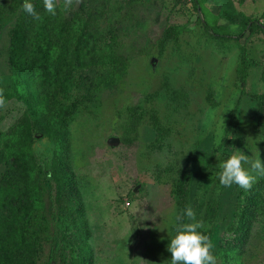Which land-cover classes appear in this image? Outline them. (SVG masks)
<instances>
[{"label": "trees", "instance_id": "16d2710c", "mask_svg": "<svg viewBox=\"0 0 264 264\" xmlns=\"http://www.w3.org/2000/svg\"><path fill=\"white\" fill-rule=\"evenodd\" d=\"M154 1L79 0L76 6L73 0H56L53 16L45 11L43 0H32L39 19L23 11V0L0 2V34L6 30L9 36L5 55L10 83L3 91L4 99L15 97L28 104L7 129H0V264H51L57 257V264H96L79 197L81 186L76 181L73 131L80 126L84 134L87 131L91 136L93 129L102 124L91 125L88 119H101L97 113L103 109L102 92L117 86L125 72L128 74L141 44L137 37L145 35L150 18L147 12ZM188 1L201 25V34L186 24L168 25L157 39L162 48L170 42L179 43L185 32L196 35L206 47L212 43L238 46L246 30L257 29L264 37V21L242 15L239 32L232 33L205 19L201 0ZM164 2L173 6L180 0H161ZM148 43L146 50L151 48ZM180 55L185 64L192 66L187 53L181 51ZM248 64L247 51L241 47L237 89L246 83ZM255 97L257 122L252 132L262 142L258 154L264 162V90ZM150 112L156 111L144 103L129 102L115 109L120 125L128 123L120 133L121 140L125 141L130 125L141 123ZM153 119L155 135L145 144L150 152L171 146L170 128L156 116ZM35 131L55 146L46 170L37 164L33 152ZM248 132L245 125L227 121L221 137L240 149L248 144ZM98 138L90 137V141ZM217 150L227 152L224 141L210 150L195 188L191 187L192 155L188 162L186 157L185 167L182 159L160 170L156 165L155 180L169 184L175 216L187 209L194 212V220L183 215L181 222L202 221L204 225L226 207L225 234L212 249L216 264H264L261 257L253 262L264 248V176L253 173L255 179L248 189L236 184L222 186L218 164L226 158ZM256 158L257 152L253 161ZM53 224L62 226L61 237L52 232ZM170 231L174 235L173 227ZM202 231L209 236L208 229ZM49 241L58 245L44 259V244Z\"/></svg>", "mask_w": 264, "mask_h": 264}, {"label": "rangeland", "instance_id": "374dc122", "mask_svg": "<svg viewBox=\"0 0 264 264\" xmlns=\"http://www.w3.org/2000/svg\"><path fill=\"white\" fill-rule=\"evenodd\" d=\"M78 1L73 0V5L77 6ZM201 4L205 19L232 33L239 32L242 15L264 21V0H201ZM147 13L150 18L145 35L137 37L141 44L127 70L128 74L124 71L117 86L102 92L103 109L97 113V116H102L101 119L98 122L88 119L91 125L102 124L93 129L91 136L87 131L84 134L80 126L73 131L76 181L81 186L79 197L84 206L88 242L96 264H170L167 244L173 235L170 229L175 224L172 220L176 204L169 184L155 180L157 168L160 170L174 162L175 166L181 159L182 167H185L186 157L188 162L192 155L190 176L191 187L195 188L210 150L219 142L222 127L227 121H236L249 128L248 144L239 149L225 143L227 138L222 139L227 152L217 150V154L227 158L239 150L249 156L250 162H254V155L263 148L262 142H258L252 132L257 122L254 99L264 90L262 33L257 29L246 30L238 46L212 43L206 47L196 35L185 32L181 34L183 38L179 43L170 42L162 48L157 39L168 25L186 24L198 34L202 32L201 25L188 0H180L173 6L155 0ZM8 37L6 30H2L1 130L7 129L27 110L28 105L23 99H4L3 91L9 88L10 83L5 55ZM146 38L151 46L149 50L145 49ZM241 47L247 51L249 64L246 83L243 88L237 89ZM181 51L189 55L192 66L182 61ZM129 102L144 103L149 110L156 112H150L141 123L130 125L125 141H122L120 133L128 127V123L120 125L115 109ZM153 116L170 128L168 141L171 146L150 152L145 144L155 135ZM34 135L36 162L46 170L51 165L54 143L36 131ZM94 136L99 137L98 140L90 141V137L92 140ZM156 165L159 166L156 168ZM243 166L250 169V164ZM126 201L130 204L126 205ZM63 203L61 201V205ZM57 205L55 201L54 211ZM225 211L223 206L204 224L213 249L225 234ZM53 227L52 232L61 237L62 226L53 224ZM56 245L50 244V241L44 244V259ZM260 257L264 261V248L253 262L257 263ZM53 260L58 262L59 259Z\"/></svg>", "mask_w": 264, "mask_h": 264}, {"label": "clouds", "instance_id": "9594fccd", "mask_svg": "<svg viewBox=\"0 0 264 264\" xmlns=\"http://www.w3.org/2000/svg\"><path fill=\"white\" fill-rule=\"evenodd\" d=\"M43 7L47 13L56 15V0H43ZM22 9L34 19H39V13L32 0H23ZM219 142L222 143V137L219 138ZM245 164H250V169L245 168L243 166ZM218 168L220 169L219 183L225 187L236 184L248 189L255 179L253 173L264 176V162L259 158L258 152L255 161L250 162L248 155L236 150L233 155L222 160ZM183 215L192 220L195 218L191 209H187L186 213L176 214L174 235L169 238L167 244L170 264H216V257L212 253L214 245L209 236L202 231L204 225L201 222H181Z\"/></svg>", "mask_w": 264, "mask_h": 264}, {"label": "built area", "instance_id": "2783aa9c", "mask_svg": "<svg viewBox=\"0 0 264 264\" xmlns=\"http://www.w3.org/2000/svg\"><path fill=\"white\" fill-rule=\"evenodd\" d=\"M125 203H126V205H129L130 204L129 201H126Z\"/></svg>", "mask_w": 264, "mask_h": 264}]
</instances>
